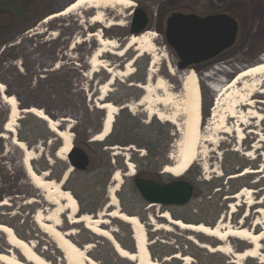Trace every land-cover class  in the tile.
Segmentation results:
<instances>
[{
	"label": "rangeland",
	"instance_id": "rangeland-1",
	"mask_svg": "<svg viewBox=\"0 0 264 264\" xmlns=\"http://www.w3.org/2000/svg\"><path fill=\"white\" fill-rule=\"evenodd\" d=\"M71 1L73 0H0V81L5 85L3 91H0V200L7 198L9 201V204L0 205V222L12 225L20 236L37 241V250L52 262L66 264L55 242L33 220L37 208L52 205L43 198L41 190L28 177L23 164V151L12 142V136L20 138L22 132L26 145L36 151L35 158L31 160L32 165L38 172L47 170L50 178H62L70 161L68 156L63 158L56 155L61 138L51 130L46 120L36 114L21 113L22 117L19 114L15 134L5 129L8 117L6 115L10 108L6 97L14 95L19 108L39 106L47 114L60 120V127L71 123L73 143L83 145L90 154L89 167L83 171L74 168L63 185L77 197L81 211L95 213L105 208L109 201L108 188L115 184L112 180L113 173L115 169H119L124 175L117 190L120 208L139 215L147 222L148 234L153 240L150 247L154 257L162 261L176 252L181 256H172L164 263L184 264L182 257L187 254L190 258L185 264H237L232 261L231 253L211 252L189 238V235H193L199 242L214 245L219 242L215 236L189 231L177 225H173L171 230H155L150 218L155 216L157 221L167 222L161 213L169 210L173 216L182 217L185 221L213 225L223 214L230 212L229 203L235 201L231 197L232 193L240 190L243 185L256 188L255 197L261 198L264 171L259 172L256 169L262 168L264 164V119L260 121L254 117L250 127L244 124L247 136L240 143H237L234 131L226 132L214 123H208L211 120L214 95L207 84L212 79L205 77L201 82V106L204 125L208 124L210 138L202 141L203 150L186 173L176 176L170 171H164L167 163L176 162L170 154L176 151L180 132L177 123L158 118L155 114L149 116L144 105L137 104L144 92V88L137 83L147 80L149 63L153 57V53H143L129 66L133 70L131 75L120 74L110 85L111 90L106 99L114 101L122 108L114 119L111 134L102 141L93 140V134L102 127L104 114L103 109L97 107L99 87L107 80L109 73L104 68L98 72L91 69L90 55L98 48V40L90 32L100 29L106 36L115 37L121 43L126 42L131 34L132 14L129 11L132 8L122 5L107 7L104 10L105 20L96 24H91L89 19L95 11L93 8L85 9L81 16L69 13L44 21V15L61 9ZM134 1L136 6L140 5L150 15L147 29L151 28L157 34L154 54L157 55L158 62L151 83L155 87L159 75L164 76L172 95L177 98L182 94L181 81L177 76L171 75L170 69L173 63L178 68L179 56L167 44L164 33L166 18L171 11H194L204 15L228 10L239 19L240 31L235 44L215 57L193 66L202 77L215 64L252 63L264 52V0ZM109 20H119L125 24L106 26ZM6 45L10 47L2 51ZM135 53L136 50L131 47L119 55L108 51L103 58L112 63V67L120 69L124 68ZM230 77L231 75L226 79ZM155 91L162 95L166 93L159 87H155ZM231 98L232 95L227 92L222 99L225 106ZM126 103L135 106L130 109V106H123ZM159 107L169 114H175L174 118L178 122L183 118L173 107ZM62 116L71 117L72 121L61 119ZM261 137L263 140L259 142ZM255 143L259 146H253ZM115 144L120 148H113ZM145 145L151 147L152 151L157 150L158 156L150 157V151ZM127 156L134 162L136 174L151 176L165 183L179 177L192 181L194 194L189 203L151 205L136 187V174L127 173ZM245 166L256 171L230 177L231 173H240ZM31 197L37 200L27 202ZM256 205L252 206V212L247 218L249 225L255 214L257 215ZM261 206L264 209V203ZM244 208L245 206L237 207L229 219L237 222L244 214ZM261 216L264 219V213ZM110 218L109 225L116 229L114 235L117 239L128 249L135 248L130 224L120 218ZM66 224H69L67 219ZM75 227L79 231L71 238L79 244L92 241L95 245L89 252L95 259L105 264H134L133 260L120 256L108 238L96 235L82 223ZM229 240L233 242L234 249H241L247 244L238 237H231ZM4 246L9 247V244L1 231L0 249ZM243 263L264 264L259 257H247Z\"/></svg>",
	"mask_w": 264,
	"mask_h": 264
},
{
	"label": "bare ground",
	"instance_id": "bare-ground-1",
	"mask_svg": "<svg viewBox=\"0 0 264 264\" xmlns=\"http://www.w3.org/2000/svg\"><path fill=\"white\" fill-rule=\"evenodd\" d=\"M122 5L123 7L133 8L137 5L134 0H75L71 4L67 5L64 10L54 11L53 13L44 17V21L51 20L57 16H64V14H79L87 8H93L95 11L90 15V23L96 24V22H102L105 20L106 15L104 10L107 7H116ZM131 14V11H129ZM114 24H125L122 21L109 20L106 26H113ZM92 37L98 40V48L90 55V66L94 72H98L100 69H106L109 76L105 82H102L99 90L100 95L97 97V107L103 109L104 114L107 111V115L104 119V125L102 130L94 133L93 140L102 141L111 134V129L114 123V119L122 106L116 104L114 101L107 100L111 90V84L115 81L116 77L120 74L131 75L133 70L129 68L132 62L141 56L143 53H153V57L149 63L147 80L145 82H138L137 84L144 88V92L140 99L137 100L138 105H144L148 110L149 116L157 115L158 118L171 120L175 124L180 132L179 140L177 141L176 151L170 154L174 157L176 162L174 164L167 163L164 166V171H170L174 175H182L186 173L189 167L197 160V157L202 152V141H208L209 133L207 132L208 124L204 125V116L202 112V85L201 82L205 77L211 78V82H207L210 86L211 92L214 95V102L211 108V120L208 123H214L215 126L220 129L229 132L230 130L235 132L237 136V143H240L246 138L245 125L250 127L252 118H258L260 121L264 119V52L259 55L257 60L252 63L244 64L242 62H232L229 64H215L208 72H205L203 77L195 70L190 68L179 69L177 66L171 64L170 73L173 76H177L181 81L182 94L180 98L172 95V90L167 86L166 78L160 76L158 83L155 87H159L165 90V94L162 95L158 91H155L154 85L151 80L153 73L156 72L157 55L155 51L157 44V34L153 29H147L139 32V34L131 33L128 40L121 43L119 39L102 34L100 29L90 32ZM131 47L136 50V53L131 57L124 68L117 69L112 67V63L103 58L105 53L111 51L116 54H123ZM231 75L230 78L227 76ZM5 85L0 81V91H3ZM231 94L232 98L228 102V105H224L225 95ZM6 101L9 108V114L5 122V129L13 132L17 131V120L21 113L31 112L46 120L48 126L61 138L60 146L56 150V155L59 157L67 158V154L70 152L73 146V137L71 127L72 124H68L65 127H60V120L53 118L50 114L39 106H28L24 109L18 107L17 99L14 95H7ZM159 105H168L176 109V112L182 114V119L178 122L174 118L175 114H169L165 109L159 107ZM123 106H130V109L135 104L129 103ZM20 114V115H19ZM103 114V115H104ZM22 117V115H21ZM237 118V121L234 119ZM66 121H72L71 117H65ZM234 121L233 124L231 122ZM206 123V122H205ZM245 124V125H244ZM2 135H5L1 132ZM259 135V132H257ZM261 137L259 142L262 141ZM12 142L20 147L23 151V164L27 171L28 177L36 188L41 190L43 198L52 206H45L37 208L33 220L36 221L37 226L41 231H45L49 238L55 242L58 249L62 252V258L66 264H105L101 260H97L91 255L89 251L94 247L93 242H89L84 246H79L77 242L71 239L70 236L74 235L79 229L71 228L67 230H61L59 227L63 225V219L61 215L65 214V218L71 224L82 223L85 228H88L96 235H101L108 238L115 248L116 252L124 257L134 261V264H165V260H169L173 257H180L178 253L172 254V256L165 257L164 260L156 259L148 247L153 242L148 234V225L139 215L125 212L120 208L119 196L117 190L120 188L124 175L119 169H115L112 180L115 182L108 188L109 201L106 204L105 209H102L93 214L89 211H85L80 214V207L77 197L72 193L70 189L65 188L63 185L68 175L74 169L73 165H69L68 169L62 175V180H57L53 177H49V172L43 170L38 172L32 165V159L35 158V149L26 145V142L20 139L18 136H12ZM258 143V142H257ZM257 143L253 146H259ZM256 146V147H257ZM113 148H120L118 144L113 145ZM252 148V147H251ZM239 150V147H237ZM119 152V150H115ZM252 155V152L248 153ZM127 164L128 174L135 175V164L130 158L125 160ZM262 168L256 169L259 172L264 171V164ZM247 166L243 168L240 173H231V176H242L243 174H249L256 171ZM257 192L256 188H252L247 185H243L240 190L232 193L231 197L235 198V201L229 203L230 212L223 214L215 224L209 225L205 222L193 223L187 222L183 218H176L169 210H164L161 216L166 219L167 222L157 221L155 216H151V221L155 225V230L160 228L170 229L173 225H177L180 228L186 230L199 231L206 233L210 236H215L219 242L212 245L207 242H199L193 235H189V238L194 240L201 247L208 248L209 251H221L223 253H231L232 261L237 264H244V260L247 257H259L264 262V219L261 214L264 213V209L261 204L264 203V187H262L261 198L255 197ZM8 199H1L0 205L9 204ZM35 197H31L27 202L31 203L36 201ZM151 205H155V202H150ZM257 204L256 212L251 225L247 223L252 212V206ZM244 207V214L238 219L237 222L231 221L229 218L236 211L237 207ZM106 209L110 211L107 214ZM107 215H109L107 217ZM120 218L126 223H129L132 231L134 232L133 238L137 247L135 249H128L120 242L114 235L116 230L111 227L109 223L111 218ZM106 226V227H105ZM5 234V239L9 244V247L4 246L0 249V264H57L52 262L41 252L36 250L37 241L34 239L26 240L20 236L14 228L5 222H0V232ZM231 237H238L247 244L241 249H234L233 242L229 240ZM190 255L184 254L182 259L184 264L188 263Z\"/></svg>",
	"mask_w": 264,
	"mask_h": 264
},
{
	"label": "water",
	"instance_id": "water-1",
	"mask_svg": "<svg viewBox=\"0 0 264 264\" xmlns=\"http://www.w3.org/2000/svg\"><path fill=\"white\" fill-rule=\"evenodd\" d=\"M74 1L75 0L68 2L57 11L64 10L67 5L71 4ZM49 14L51 13H48L43 17H46ZM131 14L132 19L130 22V32L139 34V32L145 31L149 25L148 23L150 19V15L147 13V11L143 7L138 5L132 8ZM165 23L166 27L164 29V33L166 42L170 45L171 48L174 49L175 53L179 56V61L177 62L179 69H193V65L195 63L211 59L215 57V55L224 51L226 48L233 46L237 41L236 39L240 31L239 19L225 10L204 15H200L194 11L185 12L182 10H173L166 18ZM21 109L24 108L22 107ZM106 115L107 111L105 112L102 119V127L104 125V119ZM61 119H65V117L62 116ZM102 127L100 130H102ZM72 144L73 146L70 152L67 154L70 165H73L75 168H80L82 170L88 168L91 158L90 154H88L86 148L83 145H77L75 143ZM58 180H62V178ZM134 182L136 183V187L138 188L140 194H142V196L149 202L162 203L166 205L187 204L194 194V183L181 177L165 183L159 181L158 179L156 180L151 176L145 177L136 174L134 177ZM107 203L108 202H106V204ZM105 208H107L106 205ZM106 211L108 214L110 210L106 209ZM98 212L99 211L95 213L98 214ZM79 213L82 214L83 212L80 211ZM108 216L109 215H107V217ZM61 219H63V225L59 227L61 230L71 229L76 225L71 223L66 224L65 214L61 215ZM187 222L201 223L194 221ZM133 234L134 232L131 231L132 236ZM26 240L30 241L31 239L28 238ZM76 242L77 241H75V243ZM89 242L92 241L88 240L82 244H79V242H77V244H79V246H84L83 248H85L86 244ZM134 245L137 247V244L135 242ZM148 249L150 251V254H152L150 246L148 247ZM88 253L90 255V252Z\"/></svg>",
	"mask_w": 264,
	"mask_h": 264
},
{
	"label": "trees",
	"instance_id": "trees-1",
	"mask_svg": "<svg viewBox=\"0 0 264 264\" xmlns=\"http://www.w3.org/2000/svg\"><path fill=\"white\" fill-rule=\"evenodd\" d=\"M225 11H228V10H225ZM229 12V11H228ZM230 13V12H229ZM235 16V15H234ZM10 47V46H9ZM9 47H7V45L5 46V48L2 50V51H5L6 49H8ZM2 54V52L0 53V55ZM195 65V64H194ZM193 65V66H194ZM9 112V111H8ZM9 113H7V115H8ZM6 115V116H7ZM7 120V119H6ZM20 136V139H23L24 137L22 136V132H21V134L19 135ZM145 146H147V148L149 149V151H150V154H149V156L150 157H153V156H158V151L156 150V151H152V149H151V147H149L148 145H145ZM132 249H135V248H132Z\"/></svg>",
	"mask_w": 264,
	"mask_h": 264
},
{
	"label": "flooded vegetation",
	"instance_id": "flooded-vegetation-1",
	"mask_svg": "<svg viewBox=\"0 0 264 264\" xmlns=\"http://www.w3.org/2000/svg\"><path fill=\"white\" fill-rule=\"evenodd\" d=\"M75 169H76V170H82V169H80V168H75ZM86 169H87V168H86ZM83 170H84V169H83ZM83 170H82V171H83ZM165 205H166V204H165Z\"/></svg>",
	"mask_w": 264,
	"mask_h": 264
}]
</instances>
